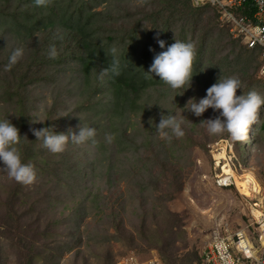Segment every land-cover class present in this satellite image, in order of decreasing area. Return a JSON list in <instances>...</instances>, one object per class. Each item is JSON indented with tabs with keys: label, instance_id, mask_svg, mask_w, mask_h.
<instances>
[{
	"label": "rangeland",
	"instance_id": "374dc122",
	"mask_svg": "<svg viewBox=\"0 0 264 264\" xmlns=\"http://www.w3.org/2000/svg\"><path fill=\"white\" fill-rule=\"evenodd\" d=\"M109 1L111 0L107 2ZM152 1L155 2L149 4L144 0H117L118 6L113 5L111 9L115 16L121 13V22L125 24V27L130 28L134 24L141 23V30L142 26H151L146 19V13L151 9H158L165 3L163 0ZM190 3L195 9L202 8L195 7L192 1ZM106 4L103 2L95 7L96 2H92L86 10L91 6L93 10H101ZM214 11L204 9L196 12L195 15L202 19L198 25L202 30L199 29L194 33L195 28L192 27L185 32H179L180 29H178L173 34L167 35L165 41L176 39L189 42L193 44L195 50H197L195 45L197 41H205L206 45H209L200 60L201 63H198L201 68L195 66L192 69L194 74L192 83L197 82L196 74L199 78L201 77L200 71L195 73L196 69H205V78L202 79L201 84L207 82L208 73H212L214 68L208 66L206 62L208 59H213L216 70L227 69L231 72L222 78L235 77L241 82L243 94L247 95L248 92L255 91L264 97V80L260 79L256 64L260 61L259 53L257 55L256 52L244 51L238 56L239 50L245 47L239 40L228 34L217 41L216 36L223 27L217 23ZM231 11L235 13L234 9ZM179 15L182 16L185 13ZM191 15L193 14H189ZM212 18H215L218 27L213 26L209 30L208 25ZM179 19L181 24L185 22L182 17ZM121 35L124 36V34ZM229 38L237 40L238 43L233 41L232 44ZM22 50L23 55L33 51L25 47ZM227 55L235 65L226 62H224L226 64H220L221 58ZM249 56L256 63L250 71L248 70V74L251 75L245 76L244 70L242 72L240 70ZM76 66V62L71 60L58 70L49 82L38 81L33 87L31 86L33 91L35 93L39 91L40 95L32 111L29 126L25 130L29 133L28 135L32 134V137H35L29 129L39 128L40 122L34 123L33 120L37 118L43 120L46 108L52 103V96L56 92H53L54 84L58 85L64 93L60 96L58 103L60 107L58 114L64 117V123L60 124L57 121L55 132L64 131L66 134L65 131H72L74 133L78 131L79 124L97 126L101 129L99 125L104 124L102 116H106V112L98 115L101 108L79 111L76 107L79 99L77 94L80 90L77 88L73 89L71 94L66 93L67 85L75 86L77 73L73 69ZM161 86H163L161 88H169L165 83ZM169 90L170 92H163L168 94L161 103L167 104L166 108L176 107L174 113H178V118L184 120L182 125L184 135L179 138L173 136L170 140L161 139L156 129L149 128L157 122L154 116L150 118L139 110H137V116L133 113V117L123 123L127 126L137 120L134 131H138L134 133L132 127L128 128L127 135H132L134 141L129 150L121 152V158L125 159L120 165L124 164L126 167L123 174L121 175L120 169L119 172L118 169L114 170L110 184L106 178H95L94 181L93 176L86 177L84 181L91 187L95 185L94 190L106 196L103 201V213L96 214L89 203H86V208L80 212L82 205L77 204L81 199L78 193L61 191V187L68 182L61 180L58 184H53L47 175L39 172L34 164H39L47 156V152L41 151L36 161L32 159L30 164L35 172L34 180L28 184L23 183L24 195L21 198L25 203L20 205V212L18 211V214H21L20 218H10L7 212L8 193L17 181L9 177L7 171L0 166V264H26L29 258L30 264H116L119 259L129 254L136 255L140 260L157 256L164 258L169 264H202L201 252L210 241V235L214 229L219 226L223 228L225 224L233 229L246 228L250 224L252 207L256 201L252 200L254 195L249 194L242 181L247 174H252L264 193V131H258L259 141L255 145L247 146L249 156L247 159H242L241 141L232 140L227 132L209 134L206 123L199 121L201 118L203 120L214 117L216 113L212 109H208L201 117H194L182 108L190 99L189 96L180 95L171 88ZM241 90H238V94ZM155 92L153 97L158 96L159 91ZM101 101L104 102L105 98ZM2 106H4L3 109ZM14 112V105L0 100L1 118H8V114L14 115ZM58 114L52 112L51 116L57 119ZM262 122H264V106L258 111L256 121L249 126L248 133H251L254 127H259ZM97 132L102 136V130ZM146 140H149L147 146L143 144ZM39 144L41 141L37 142V146ZM90 144L89 142L73 143L72 145L76 146L72 147L74 152L70 156L75 157L77 153L81 156L90 153L91 161L95 155L88 151ZM158 144L164 147L158 148ZM171 149H174L175 154L180 157L178 166L181 170L179 179L182 186L178 191L172 186L174 171H170L168 177L164 175L159 178L157 175L160 171L158 163L160 158L163 159ZM221 152L224 153V158L219 160L216 155ZM134 160L137 161L135 167L131 163ZM148 169L153 171H146ZM228 173L234 175L233 184L229 187L218 186L217 180ZM141 188H145L144 191H141ZM35 199L37 202L34 201ZM65 205L68 207L66 208ZM262 209L264 210V206ZM111 213L113 216L116 215L114 224H121V231L119 230L121 239L112 237L116 229L111 227V221L109 220L110 223H108L106 218V214ZM248 229L251 234L255 231L252 226ZM73 237H80V240L71 243L72 249H63V244L71 241ZM45 246H51L55 251L57 249L59 251L53 258L46 260L43 255L46 257L47 254H42ZM39 254L42 256L39 257Z\"/></svg>",
	"mask_w": 264,
	"mask_h": 264
},
{
	"label": "trees",
	"instance_id": "16d2710c",
	"mask_svg": "<svg viewBox=\"0 0 264 264\" xmlns=\"http://www.w3.org/2000/svg\"><path fill=\"white\" fill-rule=\"evenodd\" d=\"M107 1L49 0L47 7H37L34 0H0V100L10 102L15 109L14 115L8 114V118L0 117V119L10 120L20 130L21 135L27 136H22L21 142L16 145L23 163L31 164L32 159L36 161L41 151L47 152V156L52 158L50 159L46 156L39 164H34V167L39 172L47 175L53 184H58L61 180L68 182L67 185L61 187V191L65 190L73 194L78 193L81 199L77 204L82 205L79 211L83 212L82 209L86 208L85 204L89 203L92 206V210L96 211V214L104 212L103 201L106 196L94 190L95 185L91 187L84 181H86V177L92 178L93 176L94 181L95 178H106L110 184L114 170L118 169L119 172L120 169L122 171L121 175L123 174V170L126 167L124 164L120 165L125 159L124 157L121 158V152H125L132 147L134 137L130 134L127 135V131L129 127H132L133 131L135 130L134 127L137 125V120L127 126L123 123L130 120L133 117V113L134 116H137V110L143 114L146 113V116H150V118L154 116V120L158 123L161 113H166L167 111L165 109L168 107L167 104H163L161 101L168 94L163 92H170V87L161 88L163 87L161 86L164 83L163 81H160L154 75H146V70L152 63L154 54L162 51L156 43V39H154L155 34L159 32V38L165 40L167 35L173 34L178 29H180L179 32H185L192 27L195 28L193 30L195 33L199 29L202 30L198 26L202 19L195 15L196 12L204 9L215 10L209 5L195 9L191 6V0H163L165 3L162 6H159L158 9L149 10L145 15L151 26H142L140 30L141 23L134 24L130 28L125 27V24L121 22V13H117L115 16L111 9L113 5L117 4L118 6L117 0ZM144 1L149 4L155 2L152 0ZM92 2H96L95 7L103 2L107 4L101 10H93L92 6L86 10V7ZM109 3L110 5L108 6ZM241 12L243 13V10ZM184 13L185 15H179ZM189 14L193 15L189 16ZM181 17L185 20L182 24L180 23L181 19H179ZM215 17H217V14ZM187 18L188 20L186 21ZM209 23V30L213 26L218 27V22H215V18H212ZM176 24L177 26H175ZM150 27L151 29H149ZM220 29L216 36L217 41L225 38L227 34L231 36L227 29ZM121 34H124V36ZM228 40L232 44L233 41L238 43L237 40L232 38ZM173 42L174 40H168L166 44ZM195 45L197 50H195L193 69L195 66L196 68H201L198 63H201L200 60L209 46L206 45L205 41H197ZM23 47L33 51L27 53V55H22L15 65L10 68L7 67L8 58L12 51ZM52 47L56 50L55 58L49 55ZM113 48L116 49L115 54L111 51ZM150 48L154 51H150ZM239 51L238 56L244 51L256 52L258 55L257 49L242 48ZM228 55L225 58H221L220 64L235 65ZM71 60H74L77 64L73 69L77 73L76 83L73 87L67 85L66 88L68 90L66 93L71 94L73 89L77 88L80 90L79 94H77L79 99L76 108L79 111L101 108L98 115L106 112V116H102L104 124L99 125L101 129L97 126H91L96 129L95 143L89 141L91 144L88 146V151L95 155L91 161L89 159L90 153L82 156L77 153L75 157L70 156L74 152L72 147L76 146L72 145V131H65L69 138L64 150L59 153L50 152L43 147L42 140H37L36 137H32V134L28 135L29 133L25 131L28 128L27 126H29L32 111L36 107L40 95L38 94L39 91L38 93L33 91L34 83L38 81L42 83L49 82L53 78L52 76L56 75L57 71ZM212 61L213 59H208L206 62L208 66L210 65L214 68L211 71L212 73H208L207 82L205 81L203 82L204 84H201L202 79L205 78V69H202L204 71L200 73L201 77L199 78L196 74L195 79L197 82L192 83V87L182 95L199 99L205 95L206 89L215 83L220 76L226 77L231 74L227 69L216 70V65ZM245 63L240 71L244 70L243 74L249 76L251 74H248V70L250 71L252 66L254 67L253 64L256 61L249 56ZM256 64L259 70L260 62L258 61ZM198 71L201 70L196 69L195 73H199ZM60 89L58 85L54 84L53 92H56L52 96L53 101L46 108L43 122L38 124L39 128L49 127L50 131L55 132L57 121L60 124L64 123V117L58 114L60 112L59 98L64 94ZM157 90L159 91L157 93L158 96L153 97ZM171 90L177 93L184 91V89L172 88ZM99 94L100 97H98ZM103 98H105L104 102L101 101ZM175 99L178 100L176 96ZM183 99L186 100L184 96ZM184 105H181L182 108ZM3 108L4 106H2ZM174 109L176 107L171 108L173 113ZM52 112L58 114L57 119H53V116H51ZM201 120L202 118L199 121ZM149 128L156 129L155 125L149 126ZM99 130L103 131L102 136L97 132ZM258 131H264V122L259 127H254L251 133H247L246 138L241 141L240 155L242 159H247L249 156L247 146L255 145L259 141L257 138ZM59 133H64V131ZM254 135L256 137H253ZM38 141H41V144L37 146ZM143 144L147 146L149 140H146ZM157 146L158 148L164 147L160 144ZM171 150L167 152L163 159L160 158L158 162L160 171L157 175L159 178L164 175L168 177L170 171H174L172 186L178 191L182 186L179 179L181 170L178 166L180 157L175 154L174 149ZM153 156L156 158L155 155ZM131 163L135 167L137 161L134 160ZM153 163L155 164V161ZM146 171L152 172L153 170L148 169ZM47 183L50 184L49 182ZM23 185V183L17 181L8 193L7 212L10 218H20L21 214L19 215L18 211L20 212V205L25 203L21 198L24 195L22 193ZM144 189L141 188V191H144ZM34 201L37 202L36 199ZM65 207L67 208L68 205H65ZM115 216L112 213L106 214L108 223L111 221V227L116 229L112 237L121 239V224H114L116 221ZM79 240L80 237H73L71 241L63 244V249H72L71 243ZM58 251V249L55 251L51 246H45L42 254H47L46 257L43 255L47 260L53 258ZM42 254H39V257ZM162 260L165 264H169L164 258ZM30 263L31 259L29 258L26 264Z\"/></svg>",
	"mask_w": 264,
	"mask_h": 264
},
{
	"label": "clouds",
	"instance_id": "9594fccd",
	"mask_svg": "<svg viewBox=\"0 0 264 264\" xmlns=\"http://www.w3.org/2000/svg\"><path fill=\"white\" fill-rule=\"evenodd\" d=\"M34 3L37 7H47L49 0H34ZM159 36L160 33L157 32L154 39L162 51L154 54L146 75L158 77L172 89H184L183 92L178 93L182 95L192 87L195 48L192 43L176 39L173 43L166 44V41L160 39ZM149 50L154 51L152 48ZM111 51L113 54L116 53L115 48ZM22 55V49L13 50L8 58L7 67L15 65ZM49 55L55 58L54 47L51 48ZM202 71L204 70L200 72ZM241 89V82L237 78L220 76L206 89L203 97L190 98L183 108L194 117H201L208 109H212L216 115L200 121L206 123L209 134L227 132L232 140L243 141L247 136L249 126L256 121L258 111L264 106V97L255 91H250L245 95ZM238 90H241L240 94ZM165 109L166 113L162 112L159 122L155 123L160 138L170 140L173 136L182 137L184 120L178 118V113H173L168 108ZM33 122H43V120L37 118ZM150 123L152 124V121ZM31 131L37 140H42L43 147L52 153L62 152L69 138L65 133L50 131L49 127L32 128ZM22 136L27 137L21 135L20 130L10 120L0 119V166L7 171L9 177L28 184L34 180L35 172L30 164L22 162L21 154L16 147L21 142ZM95 136L94 127L79 124L78 131L71 133V140L75 144H84L89 141L95 143Z\"/></svg>",
	"mask_w": 264,
	"mask_h": 264
},
{
	"label": "built area",
	"instance_id": "2783aa9c",
	"mask_svg": "<svg viewBox=\"0 0 264 264\" xmlns=\"http://www.w3.org/2000/svg\"><path fill=\"white\" fill-rule=\"evenodd\" d=\"M195 7L209 5L217 14V22L247 49H257L260 58L259 77L264 80V0H191ZM249 6V11H248ZM235 10V13L231 11ZM245 9V11H244ZM243 10V13L241 12ZM233 178L217 180L220 187H229ZM244 228L217 227L201 252L202 264H264V210L250 217ZM255 228L251 234L248 229ZM116 264H165L157 256L140 260L134 254L119 259Z\"/></svg>",
	"mask_w": 264,
	"mask_h": 264
},
{
	"label": "bare ground",
	"instance_id": "6f19581e",
	"mask_svg": "<svg viewBox=\"0 0 264 264\" xmlns=\"http://www.w3.org/2000/svg\"><path fill=\"white\" fill-rule=\"evenodd\" d=\"M216 156H217V159L220 160L224 158V153L223 152L218 153ZM223 177H225V181H227L229 177L234 178V175L228 173V174H225ZM242 183L246 185L245 189L248 190L249 194L251 196L252 194L254 195L252 200L256 201V204L253 205L252 212L256 216L262 215L263 214L262 206H264V193L262 192V188L259 186L255 177L252 174H247L244 180L242 181ZM236 184H238L237 181H236Z\"/></svg>",
	"mask_w": 264,
	"mask_h": 264
}]
</instances>
